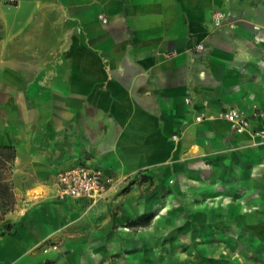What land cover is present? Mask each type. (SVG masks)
Here are the masks:
<instances>
[{"label":"crops","instance_id":"crops-1","mask_svg":"<svg viewBox=\"0 0 264 264\" xmlns=\"http://www.w3.org/2000/svg\"><path fill=\"white\" fill-rule=\"evenodd\" d=\"M230 107L264 123V0L0 8V264H43L44 238L72 235L73 212L104 207L139 173L196 181L184 189L211 199L189 206L193 220L217 239L238 226L264 239L251 232L264 226V143L216 116ZM80 162L119 183L93 203L56 200L57 172Z\"/></svg>","mask_w":264,"mask_h":264},{"label":"rangeland","instance_id":"rangeland-1","mask_svg":"<svg viewBox=\"0 0 264 264\" xmlns=\"http://www.w3.org/2000/svg\"><path fill=\"white\" fill-rule=\"evenodd\" d=\"M185 184L191 189L198 186L179 176L157 182L139 173L104 207L73 212L80 221L70 230L72 235L44 238L39 246L50 257L43 264L61 257L70 264H264V239L243 233L239 226L234 230L237 239H217L222 232L216 225L195 223V210L189 206L211 197L206 193L196 197ZM263 228L252 227L251 232ZM72 250H83L84 255L65 257Z\"/></svg>","mask_w":264,"mask_h":264},{"label":"built area","instance_id":"built-area-1","mask_svg":"<svg viewBox=\"0 0 264 264\" xmlns=\"http://www.w3.org/2000/svg\"><path fill=\"white\" fill-rule=\"evenodd\" d=\"M20 0H0L6 6L17 7ZM98 18L107 22V17L98 14ZM218 17L215 18V23ZM201 46V44H200ZM188 100V99H187ZM217 117L228 121L236 132H249L257 143H264V123L255 125L253 120L263 116L261 111L247 112L239 107H230L219 111ZM197 120L202 116L197 115ZM119 183V179L98 166L80 162L57 172L54 180V198L59 201L87 199L91 203L104 198L110 188Z\"/></svg>","mask_w":264,"mask_h":264},{"label":"trees","instance_id":"trees-1","mask_svg":"<svg viewBox=\"0 0 264 264\" xmlns=\"http://www.w3.org/2000/svg\"><path fill=\"white\" fill-rule=\"evenodd\" d=\"M0 161L2 162L3 160L0 159ZM145 178V177H144Z\"/></svg>","mask_w":264,"mask_h":264}]
</instances>
